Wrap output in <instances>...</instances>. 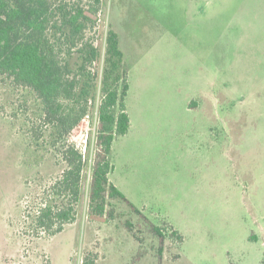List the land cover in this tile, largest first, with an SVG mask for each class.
I'll use <instances>...</instances> for the list:
<instances>
[{"label":"rangeland","instance_id":"1","mask_svg":"<svg viewBox=\"0 0 264 264\" xmlns=\"http://www.w3.org/2000/svg\"><path fill=\"white\" fill-rule=\"evenodd\" d=\"M67 1L85 10L92 2ZM91 18L85 40L101 53L88 66L92 109L69 139L88 160L83 196L76 222L56 236L35 235L25 218L61 171L27 127L39 101L0 84V264H263L264 0H103ZM114 30L131 70V122L113 143L110 180L128 204L110 199L95 221L98 108Z\"/></svg>","mask_w":264,"mask_h":264},{"label":"trees","instance_id":"2","mask_svg":"<svg viewBox=\"0 0 264 264\" xmlns=\"http://www.w3.org/2000/svg\"><path fill=\"white\" fill-rule=\"evenodd\" d=\"M91 1L89 10H85L71 6L67 0H0V84L36 96L39 110L27 123L30 136L37 147L53 151L61 170L44 187L39 202L26 212V221L38 236L44 233L53 237L74 224L83 196L88 160L69 139L90 115L94 76L88 66L101 57L99 48L85 40L86 28L94 21L91 17L97 20L103 6V0ZM106 61L98 108L103 156L98 155L93 168L90 195V217L95 221L106 216L110 199L128 204L110 180L113 143L130 128L128 71L123 70L124 54L114 31L108 34ZM134 212L143 217L138 210ZM127 226L132 233L133 226L129 222ZM153 231L161 239L165 235L160 227L153 226ZM171 236L180 243L184 241L175 230Z\"/></svg>","mask_w":264,"mask_h":264},{"label":"crops","instance_id":"3","mask_svg":"<svg viewBox=\"0 0 264 264\" xmlns=\"http://www.w3.org/2000/svg\"><path fill=\"white\" fill-rule=\"evenodd\" d=\"M114 32H116V34L118 35V38H119V42H120V35L118 33V31L114 30ZM120 46H121V43H120ZM121 48V47H120ZM123 52V51H122ZM124 54V53H123ZM131 75V70H129V73H128V81H129V93H130V89H131V85H130V78L129 76ZM129 93H128V97H129ZM128 97H127V100H128ZM127 112H128V105H127ZM129 115V114H128ZM130 117V116H129ZM130 122H131V118H130ZM130 129V128H129ZM116 141V140H115Z\"/></svg>","mask_w":264,"mask_h":264},{"label":"built area","instance_id":"4","mask_svg":"<svg viewBox=\"0 0 264 264\" xmlns=\"http://www.w3.org/2000/svg\"><path fill=\"white\" fill-rule=\"evenodd\" d=\"M87 117H89V116H87Z\"/></svg>","mask_w":264,"mask_h":264}]
</instances>
